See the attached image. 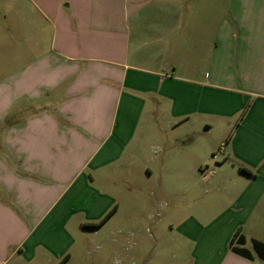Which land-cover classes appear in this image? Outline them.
<instances>
[{"label": "crops", "instance_id": "obj_1", "mask_svg": "<svg viewBox=\"0 0 264 264\" xmlns=\"http://www.w3.org/2000/svg\"><path fill=\"white\" fill-rule=\"evenodd\" d=\"M1 49L0 264H135L134 171L197 170L228 198L165 204L188 264H263L230 243L264 221V0H0Z\"/></svg>", "mask_w": 264, "mask_h": 264}, {"label": "rangeland", "instance_id": "obj_2", "mask_svg": "<svg viewBox=\"0 0 264 264\" xmlns=\"http://www.w3.org/2000/svg\"><path fill=\"white\" fill-rule=\"evenodd\" d=\"M8 50L9 49H1V59ZM150 119H153V115H150ZM216 122L217 123H215L209 135L213 138L215 137V143L220 138L226 136V132L220 127V122L218 120ZM202 177L203 173L199 170L192 173L187 172L178 182L177 180L175 181L176 185L180 189V192H176L175 194L171 192L168 194L159 193V175L152 176L148 180L149 184L146 186L142 181L143 178L140 172L137 173L134 171L132 177L133 190L130 193V196L135 203L133 208L134 219L132 228V232L134 234L132 242L134 244L133 255L135 264H188L189 252L193 246L190 244V242L184 238H181L179 235L180 233L174 231L173 228L175 225L173 224H176L177 218L180 215L176 217L172 216L170 211L171 209H167L165 204L170 201L177 202L179 199L180 206L177 211L179 210V212H183L184 209H186L185 207L189 206L193 200H195L194 202H202L213 198H221V196H223L225 199L228 198L226 197L225 193L218 191V186L221 182L211 181L210 183L206 184L205 182H202ZM126 178L129 179V177H122L119 175L114 177L111 186V188H114L112 193L115 195V198L119 203L122 204V208L120 210L121 216H124L126 212L128 213V209L125 208V196L127 193L124 182ZM184 191L187 193L185 194ZM256 217L257 216L252 218L247 225L245 230L246 242L243 247L247 249L252 255H254L255 259L259 260L253 250L252 240H256L253 238H258V241L264 240V221L259 222L256 220ZM180 218H182V216H180ZM112 224L113 221L108 222L106 226L99 230H85V234L88 235L90 239H92V235L98 231L108 234L111 230H113ZM174 249H176L174 254L175 256L168 252ZM86 252L87 255H84L79 259V264L114 263V256H112V253L109 250L105 252L106 255L102 256L103 260H98L99 255L96 253L97 251L93 247H89L88 250L86 249ZM75 261L71 262V264H76L77 262ZM260 261H262L264 264L263 260Z\"/></svg>", "mask_w": 264, "mask_h": 264}, {"label": "trees", "instance_id": "obj_3", "mask_svg": "<svg viewBox=\"0 0 264 264\" xmlns=\"http://www.w3.org/2000/svg\"><path fill=\"white\" fill-rule=\"evenodd\" d=\"M244 244H245V239L240 234V230H237L231 240L230 250L233 254L251 260L252 254L243 247ZM252 247L256 256L264 261V243L258 240H252Z\"/></svg>", "mask_w": 264, "mask_h": 264}]
</instances>
